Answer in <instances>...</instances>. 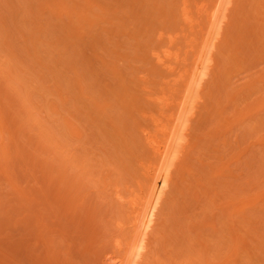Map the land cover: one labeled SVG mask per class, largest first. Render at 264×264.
Returning a JSON list of instances; mask_svg holds the SVG:
<instances>
[{
	"label": "rangeland",
	"instance_id": "rangeland-1",
	"mask_svg": "<svg viewBox=\"0 0 264 264\" xmlns=\"http://www.w3.org/2000/svg\"><path fill=\"white\" fill-rule=\"evenodd\" d=\"M110 257L264 264V0H0V264Z\"/></svg>",
	"mask_w": 264,
	"mask_h": 264
},
{
	"label": "bare ground",
	"instance_id": "bare-ground-1",
	"mask_svg": "<svg viewBox=\"0 0 264 264\" xmlns=\"http://www.w3.org/2000/svg\"><path fill=\"white\" fill-rule=\"evenodd\" d=\"M188 101H186V102H188ZM188 104L186 103V105H188ZM180 116H182V114ZM164 130H166V129H164ZM164 133L165 132L163 131V134ZM167 133H169V132L167 131ZM166 134L164 136H166ZM169 135H170V133H169ZM166 138H167V136H166ZM172 139H173V135L168 139V141H165L164 144H160V145L158 144V146H156V147L154 146L155 147L154 148V151H155V154L157 155V156L155 155L156 157H158L159 159H162L164 161V160H166L165 158H167L168 156H171L170 155L171 149L169 151V144L172 141ZM155 166H156V168H158L157 165H155ZM161 168H164V167L161 166ZM164 171H163L164 172L163 174H162L161 169H160V172L159 173L156 172L158 175H160V173H161V175H160V181H158V179L156 180V178H153V180H152L153 181V184H154L153 185L154 186L153 187V190H154L153 200L151 202H147V204H146L147 206H145V209L142 211V213H139V211L136 210V212H138V213L136 215H134L135 218L133 217L134 218L133 220H135V223H136V220L138 221L137 222V225L139 227V231H138L139 234H136V236L137 235L138 236L137 237L135 236L136 238L134 237V240L131 243V247L129 246V248L131 250V251L129 250L130 251V256L132 257L133 260L137 259V257L140 256L141 251L145 248V239H144V236L146 235V232L152 227V224L154 222V216H155L154 210H155L156 200L158 199V197L160 195V189L162 188V186L166 182V178H167V170L164 169ZM157 174H155V175H157ZM150 175H152V173H150ZM154 177H156V176H154ZM157 178H159V177H157ZM128 256H129V254H128ZM127 258H129V257H127ZM108 261H109V264H118V263H121L122 262V261H120V259L111 258V257L108 258Z\"/></svg>",
	"mask_w": 264,
	"mask_h": 264
}]
</instances>
